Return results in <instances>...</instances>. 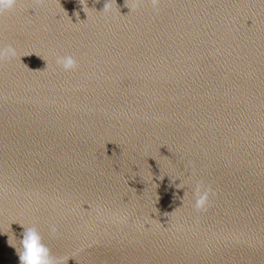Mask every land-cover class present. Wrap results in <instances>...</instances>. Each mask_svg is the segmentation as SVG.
<instances>
[{
  "label": "water",
  "instance_id": "95a60500",
  "mask_svg": "<svg viewBox=\"0 0 264 264\" xmlns=\"http://www.w3.org/2000/svg\"><path fill=\"white\" fill-rule=\"evenodd\" d=\"M9 45L0 264L28 227L56 264H264V0H18Z\"/></svg>",
  "mask_w": 264,
  "mask_h": 264
},
{
  "label": "clouds",
  "instance_id": "9594fccd",
  "mask_svg": "<svg viewBox=\"0 0 264 264\" xmlns=\"http://www.w3.org/2000/svg\"><path fill=\"white\" fill-rule=\"evenodd\" d=\"M17 2L18 0H0V16L6 12H10L15 7ZM102 11L105 13L111 11L108 3L104 4ZM6 53L10 56H14L15 49L12 48L11 45L7 46V48L0 46V58H3ZM56 62L58 65H62L65 70L75 66V62L70 56L57 57ZM13 234L16 236L15 233ZM16 239L18 244L9 245V247L14 249L15 254L19 259V264H56V261L51 256L49 249L43 243L39 231L35 227L23 228L20 237L17 238L16 236Z\"/></svg>",
  "mask_w": 264,
  "mask_h": 264
}]
</instances>
